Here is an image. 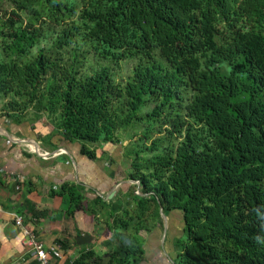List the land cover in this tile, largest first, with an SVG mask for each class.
Here are the masks:
<instances>
[{"label": "trees", "instance_id": "obj_1", "mask_svg": "<svg viewBox=\"0 0 264 264\" xmlns=\"http://www.w3.org/2000/svg\"><path fill=\"white\" fill-rule=\"evenodd\" d=\"M6 1L2 116L32 112L46 138L78 141L92 160L138 132L126 180L140 186L108 201L73 184L52 193L94 218L97 237L112 233L106 254L63 264H142L161 207L185 221L174 264H264V0ZM90 57L99 69L85 70ZM134 59L119 82L109 64Z\"/></svg>", "mask_w": 264, "mask_h": 264}, {"label": "crops", "instance_id": "obj_2", "mask_svg": "<svg viewBox=\"0 0 264 264\" xmlns=\"http://www.w3.org/2000/svg\"><path fill=\"white\" fill-rule=\"evenodd\" d=\"M50 131L48 123L34 122L29 116L15 122L0 111V264L34 262L13 213L21 215L24 226L47 247L58 244L57 239L68 241L67 250L58 244L63 253L60 264L75 259L88 247L96 248L92 245L96 239L100 243L98 254L109 250L107 243L112 233L107 230L97 237L94 218L83 211L69 216V196L52 193H58L65 184H73L83 190L89 201L99 197L108 201L114 189L126 180L122 175L116 176L107 165L114 164L112 144L104 146L107 154L102 151L98 159L92 160L82 154L78 141L68 142L61 134L46 138ZM33 211L39 216L34 217ZM184 226L183 215L172 217L170 213L162 217V225L155 230L144 231L146 259L142 264H174V240L183 234ZM85 233L91 235V242L78 244L76 237Z\"/></svg>", "mask_w": 264, "mask_h": 264}, {"label": "rangeland", "instance_id": "obj_3", "mask_svg": "<svg viewBox=\"0 0 264 264\" xmlns=\"http://www.w3.org/2000/svg\"><path fill=\"white\" fill-rule=\"evenodd\" d=\"M12 4L6 0H0V10L3 11H7V10H11L12 9ZM49 43L44 42L43 46H49ZM35 52L37 53L38 50H35ZM138 60L134 59V60H127L122 62L119 65H113V64H109V66H111L112 68H114V72L117 74L116 78L119 82L125 84L126 81L128 80V78L132 75L133 70L135 69V67L137 66ZM85 70H92V69H99L101 63L99 62V60L96 59V57H90L89 60L85 63ZM3 105V102H0V107ZM145 109V108H144ZM32 112L29 113V117H32ZM50 125V124H49ZM51 126V125H50ZM139 135L142 132V128H140L139 130ZM138 133V132H137ZM135 131V129H132L131 132H123L121 136L123 137V143H121L120 145L114 146L111 145L112 151H110L114 158V164H111L110 162H107V165L109 166L110 170L113 171V173L116 176H121V177H126V174H128V170H129V163H128V159L126 157V154L129 151V148L133 147V144L135 143L134 140V136L138 135ZM157 136V134H155V137ZM90 145L94 144V143H89ZM108 159L110 158L109 155H107ZM126 181V180H125ZM128 181V180H127ZM125 184V185H124ZM123 186H119L122 189H127L129 188V185L131 184H135L132 183L130 181H128L127 183H124ZM118 187V188H119ZM119 188V189H120ZM182 213L180 211H173L171 212V216L175 217H182ZM181 224H176V226H179ZM96 248L98 250V252L100 253V243L99 241L96 239L94 244Z\"/></svg>", "mask_w": 264, "mask_h": 264}, {"label": "built area", "instance_id": "obj_4", "mask_svg": "<svg viewBox=\"0 0 264 264\" xmlns=\"http://www.w3.org/2000/svg\"><path fill=\"white\" fill-rule=\"evenodd\" d=\"M1 210V207H0ZM15 224L21 229L24 237V244L28 249V254L37 262V264H56L55 261L63 259V253L60 245L54 244L47 247L37 239L29 229L24 226L23 217L13 213Z\"/></svg>", "mask_w": 264, "mask_h": 264}, {"label": "water", "instance_id": "obj_5", "mask_svg": "<svg viewBox=\"0 0 264 264\" xmlns=\"http://www.w3.org/2000/svg\"><path fill=\"white\" fill-rule=\"evenodd\" d=\"M128 181H123L122 183H127ZM130 182H132V183H137L139 186L141 185V183L138 181V182H135V181H130ZM120 185V184H119ZM118 185V186H119ZM118 186L114 189V191L112 192V194L110 195V197H109V199L108 200H113L117 195H118ZM139 194H140V192H139ZM161 209V216L163 217V218H166L167 217V215L163 212V208L161 207L160 208ZM91 240H92V237H91V235H89L88 233H85V234H82V235H78L77 237H76V242L78 243V244H81V245H83V244H87V243H89V242H91Z\"/></svg>", "mask_w": 264, "mask_h": 264}]
</instances>
